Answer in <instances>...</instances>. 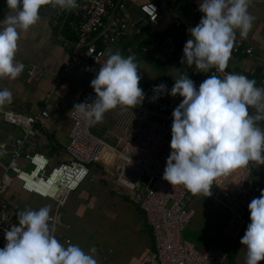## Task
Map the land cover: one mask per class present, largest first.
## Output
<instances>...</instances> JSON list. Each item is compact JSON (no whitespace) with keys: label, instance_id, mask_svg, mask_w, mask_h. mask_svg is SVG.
<instances>
[{"label":"clouds","instance_id":"obj_1","mask_svg":"<svg viewBox=\"0 0 264 264\" xmlns=\"http://www.w3.org/2000/svg\"><path fill=\"white\" fill-rule=\"evenodd\" d=\"M6 2L15 14L0 21V78L15 80L24 69L23 63L15 59L20 32H27L38 22L42 6L71 11L78 4L77 0ZM147 2L155 6L157 18V3L153 0L142 4ZM250 3L251 0H200L199 11L203 15L196 26L187 30L190 38L183 47L180 63L194 65L201 73H208L212 68L223 72L237 30L240 38L246 39L252 28L255 17L248 11ZM140 5L139 12L149 21ZM154 40L156 38H149L150 42L143 44L153 45ZM105 54L106 62L90 82L96 99L91 104L81 102L73 107L81 119L93 125L102 123L106 112L117 107L133 109L145 99L139 87L141 76L135 55L124 57L111 49ZM153 93L151 102L164 94L182 97L172 112L171 152L163 180L173 186L182 185L193 196H210L217 178L240 169L251 171L250 164L264 165V128L260 126L264 122V87H257L254 79L236 73L223 78L213 74L197 89L195 82L183 73L170 92L167 85L161 83L153 88ZM12 100L7 88L0 90V107L11 104ZM249 109L254 112L250 114ZM248 209L251 222L240 244L247 250L246 264H260L264 261V190L251 200ZM17 218L18 224L5 231L6 245L0 249V264H98L94 257L95 246L85 253L76 244L65 246L58 241L47 206L20 211Z\"/></svg>","mask_w":264,"mask_h":264},{"label":"built area","instance_id":"obj_2","mask_svg":"<svg viewBox=\"0 0 264 264\" xmlns=\"http://www.w3.org/2000/svg\"><path fill=\"white\" fill-rule=\"evenodd\" d=\"M114 0H77L78 7L71 11H62L51 5L42 6L40 14L43 19L62 20L65 22L72 41L69 42L68 55L62 65L59 75L65 77L71 66L82 68L89 75H97L101 65L107 60L105 54L110 45L123 41L131 33L133 37L141 34L142 23L137 19L130 20L127 9L117 5ZM192 13L198 12L191 0H185ZM149 21L156 18L155 6L147 2L140 5ZM202 18V17H201ZM200 18V19H201ZM200 20H193L192 24L172 16L167 28L168 34L153 41L152 44H132L125 48L129 55L149 54L159 58V55L169 57L179 55V65L189 79L195 82L197 89L209 75L223 78L226 75L216 68L208 73L197 72L193 65L180 63L183 58V47L189 39V33H184L182 45L178 46L173 37L174 32L183 33V30L196 26ZM64 40L67 44L68 40ZM252 55V46L241 39L236 33V40L230 56L237 59L241 56ZM31 71V70H29ZM139 87L145 94L142 103L158 117H154L143 128H135L134 135L122 141L118 146L110 145L92 135L89 122L81 119L76 110H70L68 117L70 128L65 144L67 159L49 165V158L40 152L29 151L24 147L25 140L34 132L33 125L39 117H46L45 109L40 108L35 113L17 115L9 110L0 112L3 118L19 124L21 134L8 135L6 164L0 172V249L6 245L5 231L12 225L18 224L16 211L9 206V201L3 196L13 182H17L20 190L35 193L49 198L55 205L51 225H54L53 234L63 245L69 244V239L55 231V225L66 228L55 216V209L62 205L69 192L85 179L88 174V164L98 161L101 165H112L115 154L119 164L115 166L114 182L116 193L125 196L133 202L139 203L144 222L152 231L153 250L143 255L135 264H222L227 259V252L213 243L206 245L202 250L196 248L192 242L183 239L181 232L193 215L189 205V192L182 186H173L163 180L167 158L171 152V125L172 112L179 102L172 98L160 96L151 102L154 95L153 88L145 86L143 75ZM257 87H264V67L262 74L255 80ZM96 94L92 87H85L78 103H93ZM250 114L254 109H249ZM264 128V122L260 124ZM108 167V165H107ZM248 169L236 170L226 177L217 178L213 182L211 198L227 210L226 221L221 228L223 234L235 239L245 217H250L248 205L253 198L260 196L264 185L251 180L259 168L249 165ZM54 213V214H53Z\"/></svg>","mask_w":264,"mask_h":264},{"label":"crops","instance_id":"obj_3","mask_svg":"<svg viewBox=\"0 0 264 264\" xmlns=\"http://www.w3.org/2000/svg\"><path fill=\"white\" fill-rule=\"evenodd\" d=\"M114 3L126 7L127 14L130 20L137 19L142 23L143 28H146L145 33H141L138 37H141L138 41L131 33L125 37L121 46L118 43L110 45L109 49L113 53L119 51L124 57L126 55L125 48L132 44H141L140 41L150 42V34L155 31L162 33L167 27H169V21L172 16L186 21V24H192L193 20H200L203 13L199 10L196 13H192L187 6L185 0H154L158 7L156 22H149L139 12L138 7L140 4L146 1L153 0H114ZM191 5L194 4L199 9L200 0H191ZM257 1V0H254ZM264 3V0H262ZM40 13V11H39ZM15 13L7 7L6 0H0V21H3L6 16L14 15ZM264 11H258L252 16L254 20H258L257 23L252 24V28L248 33L246 43L253 47V53L250 56H241L237 59L229 57L228 64L233 70H236L238 74L246 76L248 79L256 80L263 72L264 67ZM263 16V17H262ZM40 19L33 25L27 32H20L18 40V50L15 59L24 65L23 72L15 79L10 80L8 78H0V90L7 88L12 93V103L6 104L1 107L2 110H9L14 114L26 115L36 112L38 109L43 108L47 112L46 117H39L38 121L33 125L34 132L29 135L25 140L24 147L33 152H43L50 158V164L58 162L60 160L67 159L65 153V145L63 146V154L59 153L58 143L60 139L65 137L67 139L70 121L68 114L72 107L77 104L82 94V90L85 87H91L90 82L94 79L93 76L86 73L82 68L78 66H71L68 69L65 77H60L56 80L60 73L62 65L65 63L68 55L69 42L72 41V36L62 20H51L50 18L43 19L39 14ZM260 19V20H259ZM148 30V31H147ZM175 33V32H174ZM173 33V34H174ZM179 33V32H178ZM187 33V32H186ZM184 35V30L183 33ZM239 34V33H238ZM68 40L65 44L64 40ZM149 58L156 61L159 59L154 55L141 54L136 56V63L138 64V72L143 75V83L145 86L154 84H146L149 81V74L144 76L141 71L142 60L145 66H149ZM179 59V55L175 56ZM158 59V60H157ZM31 70V71H29ZM180 75L183 74V69L179 67ZM225 74H228L223 70ZM87 76L91 79L87 80ZM149 87V86H148ZM167 89L170 92L171 86L167 85ZM162 98H172L178 101H182V97L179 95L173 97L168 94L161 95ZM119 119L118 124L111 125L112 118ZM158 117V114L153 113L148 108L142 105L131 108L117 107L105 113L102 123H98V132L100 135L92 134L102 141L118 146L122 141L127 138H131L134 135L135 128L145 127L151 119ZM0 119L4 122L3 127L0 128V172L2 167L6 164L7 153V138L8 135L15 133L21 134V128L19 124L10 123L3 118L0 112ZM110 120V121H109ZM91 123H89L90 127ZM129 126H131L129 128ZM88 127V130H89ZM17 131V132H16ZM18 134V135H19ZM103 134V135H102ZM17 135V136H18ZM103 136H108V141L103 140ZM66 144V143H65ZM38 148V150H36ZM61 155V156H60ZM112 165H102L106 175H113L115 172L116 164H119L117 156L114 154L112 157ZM110 177V176H109ZM113 178V177H111ZM110 178V179H111ZM28 193H23L16 182H13L9 188L4 191L3 196L8 199L9 206L15 211L16 208H20L22 203L35 207L36 205L29 198H26ZM189 192V205L192 207L199 202L200 205L207 208L206 202L199 201L198 198L202 196L196 195L190 197ZM127 198V197H126ZM17 201H20L18 203ZM18 208V210H19ZM26 207H21V210H26ZM209 211V210H208ZM17 213V212H16ZM194 213V211H193ZM193 216V215H192ZM62 223V222H61ZM59 226V225H57ZM210 244V243H209ZM208 244H201L198 249H203ZM137 260L133 261L135 264Z\"/></svg>","mask_w":264,"mask_h":264},{"label":"rangeland","instance_id":"obj_4","mask_svg":"<svg viewBox=\"0 0 264 264\" xmlns=\"http://www.w3.org/2000/svg\"><path fill=\"white\" fill-rule=\"evenodd\" d=\"M260 10L264 11L262 0H251L248 8L249 13L253 14ZM257 22L258 20H254L253 24ZM237 33H239L238 30ZM140 38H135V41ZM121 44L118 43L119 46ZM178 53L180 56L182 55L181 52ZM175 55L176 53L169 57L159 55L158 61L149 58V66H145L143 64L145 60H142L141 71L144 76L149 74V81L146 84L164 83L173 87L175 80L180 76L179 59H176ZM224 70L228 74H238L228 63ZM90 79L87 76V80ZM115 118L116 116L111 119V125L118 124L119 119L122 120L121 117ZM3 125L4 122L0 119V128ZM89 131L93 134H101L100 131L98 132V124H91ZM18 134L15 133V135ZM108 138V136H103L105 141H108ZM66 142L65 137L60 139V144L58 143L60 154H63V146ZM109 176L105 174L100 162L91 161L88 164V174L85 179L66 196L62 205L56 208V218L67 227L55 225V231L68 238L69 244L80 246L85 253H89L90 248L95 246L97 252L94 257L98 264H132L133 261L139 260L151 250L152 231L144 222L139 203L116 193L113 186L114 176ZM250 179L264 185V168H259ZM213 191L212 187L211 192L213 193ZM26 195V198L31 199L36 206L31 207L22 203L21 207L38 210L47 206L50 209V214L54 212L55 205L50 199L35 194ZM211 195L202 194L198 198L199 201L206 202L207 208L205 209L199 202L193 206V216L183 228L181 237L192 242L196 248H199L201 244L209 243L222 247L229 255L222 264H246L247 250L240 244V240L247 225L251 222L250 217H245L235 239L227 237L221 231L228 215L227 210L215 202ZM192 196L190 194V197ZM17 202L20 203V201ZM21 207H18L19 210L16 208L17 213L22 211ZM260 264H264V261Z\"/></svg>","mask_w":264,"mask_h":264},{"label":"trees","instance_id":"obj_5","mask_svg":"<svg viewBox=\"0 0 264 264\" xmlns=\"http://www.w3.org/2000/svg\"><path fill=\"white\" fill-rule=\"evenodd\" d=\"M146 28H147L146 26H145V28H143V26H142L141 27V30H142L141 33H145L146 32ZM186 32H187V29L184 30V33H186ZM166 34H168L167 31H163L162 33H159V32L157 33L155 31H153L149 36H150L151 39H155V38L161 37L162 35H166ZM173 37H174L175 41L177 42L178 46H181L182 45V39H183L184 35L182 33L175 32L173 34ZM140 43L143 44V43H146V41L144 42V40H141ZM261 123H263V122H261ZM146 226L149 227L148 225H146ZM152 241H153V236H152ZM153 247L154 246H153V243H152L151 250H153ZM227 257H229L228 254H227Z\"/></svg>","mask_w":264,"mask_h":264}]
</instances>
